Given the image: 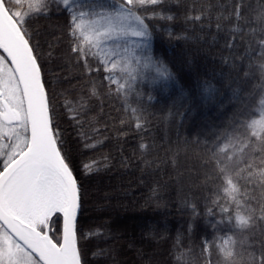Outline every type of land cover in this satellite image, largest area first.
<instances>
[{"label": "trees", "instance_id": "1", "mask_svg": "<svg viewBox=\"0 0 264 264\" xmlns=\"http://www.w3.org/2000/svg\"><path fill=\"white\" fill-rule=\"evenodd\" d=\"M1 2L28 14L81 264H264V0L124 5L135 43L70 27L123 0Z\"/></svg>", "mask_w": 264, "mask_h": 264}, {"label": "snow or ice", "instance_id": "2", "mask_svg": "<svg viewBox=\"0 0 264 264\" xmlns=\"http://www.w3.org/2000/svg\"><path fill=\"white\" fill-rule=\"evenodd\" d=\"M16 2L23 4V0ZM157 3L123 0L120 6ZM29 8L39 11L31 4ZM27 15L13 16L8 11L0 16V49L6 53L0 55V264H81L76 234L80 186L52 127L53 109L42 83L41 66L23 29ZM119 15L116 13L117 18ZM137 19L141 27L132 34L144 36L146 25ZM70 27L73 32H83L86 25L73 17ZM87 27L91 30L82 43L125 32L111 22L102 32ZM7 61L11 74L3 66ZM7 125L15 126L14 135L3 131ZM6 136L10 143L5 145ZM42 205L47 210L41 213ZM28 215H38L39 222L30 225ZM54 223H60L61 235L56 240L50 235Z\"/></svg>", "mask_w": 264, "mask_h": 264}, {"label": "rangeland", "instance_id": "3", "mask_svg": "<svg viewBox=\"0 0 264 264\" xmlns=\"http://www.w3.org/2000/svg\"><path fill=\"white\" fill-rule=\"evenodd\" d=\"M116 8H117V10L115 12H113L112 15L101 16V15H99L100 14L99 12H96L95 14H98L99 16L96 17V15L93 13V16L91 18L86 17V15H87L86 11L81 12V13L79 11L77 14L78 23L82 20L86 25L85 30L90 31L91 29L87 26L91 25L92 28H95V29L102 32L104 30V28H106L108 26V23L111 22L113 25H119V26L123 27L125 29V32L120 33V34H114V35L108 37V39H112V38L115 40L117 39L118 41L123 42V43H135L137 41V39L141 36H135L132 33L134 31L140 30V27H141L140 21L137 19L136 15L131 14V12L129 11V9L127 7L124 6L123 8H121L120 5H117ZM103 13H105V12H103ZM116 13L120 14L118 18L116 16ZM94 21L96 22L95 24L92 23ZM130 49L131 48H126V50H130ZM2 63L3 62L0 61V64H2ZM6 71L9 74L12 73V70H11V68H9V65L7 62H6ZM14 127L15 126L9 128L10 129L9 132L11 131L13 135L15 134L14 131H12V129H14ZM115 214L116 213H114V215ZM116 218H117V216H116ZM125 223L127 224V226H131V224L129 222L128 223L125 222ZM156 247L157 248L152 251L151 255H156L159 253L161 254L162 252L164 253V247H163L162 243L161 244L158 243L156 245ZM134 255H132V257ZM161 257H163V255H161ZM129 264H132V263L129 261ZM138 264H143V262L138 263Z\"/></svg>", "mask_w": 264, "mask_h": 264}, {"label": "flooded vegetation", "instance_id": "4", "mask_svg": "<svg viewBox=\"0 0 264 264\" xmlns=\"http://www.w3.org/2000/svg\"><path fill=\"white\" fill-rule=\"evenodd\" d=\"M1 55V54H0ZM4 67H5V69H6V63L3 65ZM14 125H7L4 129H3V131L5 132V133H9V128L10 127H13ZM3 143L6 145V144H8V143H10V141L7 139V136L5 137V140L3 141ZM47 210V207L46 206H41L40 207V209H39V211L42 213V212H44V211H46ZM27 220H28V222H29V224L31 225V224H33V223H38L39 222V216L38 215H28V216H26L25 217ZM60 223H62V218H61V221H60ZM60 223H54L53 224V226H52V232L50 233V235L52 236V238L54 239V240H56V239H58L59 237H60V235H61V232L59 231V226H60ZM37 259H38V257H37Z\"/></svg>", "mask_w": 264, "mask_h": 264}, {"label": "water", "instance_id": "5", "mask_svg": "<svg viewBox=\"0 0 264 264\" xmlns=\"http://www.w3.org/2000/svg\"><path fill=\"white\" fill-rule=\"evenodd\" d=\"M5 15H7V14L5 13L4 8H3V4L1 3V0H0V16H5ZM0 50L3 52L2 49H0ZM4 55L6 56V53H4ZM9 63H11V62L9 61ZM77 251H78V248H77Z\"/></svg>", "mask_w": 264, "mask_h": 264}, {"label": "bare ground", "instance_id": "6", "mask_svg": "<svg viewBox=\"0 0 264 264\" xmlns=\"http://www.w3.org/2000/svg\"><path fill=\"white\" fill-rule=\"evenodd\" d=\"M3 8H4V6H3ZM4 11H5V13L7 14V12H6V10H5V8H4ZM11 18V17H10ZM0 54L2 55L3 54V52L0 50ZM7 63H8V65L10 66V63H9V61H7ZM149 256H150V254H149ZM151 259V258H150Z\"/></svg>", "mask_w": 264, "mask_h": 264}, {"label": "clouds", "instance_id": "7", "mask_svg": "<svg viewBox=\"0 0 264 264\" xmlns=\"http://www.w3.org/2000/svg\"><path fill=\"white\" fill-rule=\"evenodd\" d=\"M237 219L239 220L240 218L238 217Z\"/></svg>", "mask_w": 264, "mask_h": 264}]
</instances>
